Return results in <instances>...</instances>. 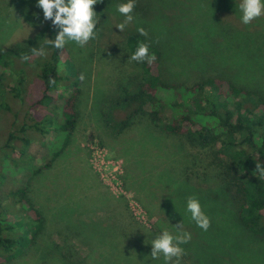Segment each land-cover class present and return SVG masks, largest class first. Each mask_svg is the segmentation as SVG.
<instances>
[{"label": "trees", "instance_id": "16d2710c", "mask_svg": "<svg viewBox=\"0 0 264 264\" xmlns=\"http://www.w3.org/2000/svg\"><path fill=\"white\" fill-rule=\"evenodd\" d=\"M14 1L20 22L41 23L43 10L38 6V0ZM126 2L99 0L98 4L104 11L114 14L118 12L117 6ZM168 2L136 0L134 19L123 35L122 46L117 52L97 54V58L108 57L103 60L105 65L119 75L126 78L133 73L126 84L120 85V93L107 99L102 106L104 123L113 140L128 142L134 151L155 148V152L147 156L150 161H160L165 166L151 184L147 183L151 195H156L163 181H168L166 185L169 186L170 179H174L173 184L183 193L179 196L180 202L172 199L171 205L176 208L177 216L159 217V231L168 229L170 232V228L181 224L185 232L197 227L187 211V201L192 196L198 198L210 218V227L207 231L202 229L199 244L181 245L184 254L180 264H203L204 258L205 264H264L241 253L233 242L237 239L248 245L253 248L254 257H259L258 254L264 259V31L263 36H254L247 27L233 25L236 16L224 19L222 13L225 11L219 10L222 13L209 24L208 32L201 29L193 32L189 37L190 44L194 41L193 36H197L195 40L200 36H223V40H235L233 48H229L231 53L215 61L209 58L202 67L198 66V60L205 51L193 47L197 49L196 54L185 48L178 59L195 75L166 79L163 62L167 59V49L172 46L169 56L176 63L174 54L182 47L179 46L182 41L170 42L169 46L162 38L175 36L172 28L167 32L162 28V18L166 17L165 13H160L163 6L168 8ZM212 3L223 9L231 2L212 0ZM178 17V12L173 11L171 19L174 21H170L174 23L171 24L174 27L181 24V28L186 29L184 19L176 20ZM9 24L14 25L13 30L18 25ZM251 25L260 28L264 25V17L255 19ZM140 27L147 35L138 32ZM11 33L0 34L4 36L0 45V119L5 120L0 122V135L4 137L0 142V154L16 155L12 162L18 166L23 164L21 160L32 159L28 148L35 138L45 134L50 137L48 143L61 138V145L51 152L43 166L48 167L62 157L79 125L78 104L84 95V87L77 57L86 51L78 44H66L63 49H57L47 41L35 46L7 45ZM103 35L104 32L97 31V36ZM237 36L250 39L243 51L242 46L237 45ZM201 39L208 40L207 37ZM140 43L149 45L150 54L155 56L151 63L130 59ZM34 47L43 48L45 54H33ZM65 51L66 56L63 55ZM24 56L30 59L26 61ZM233 59L235 63H232ZM137 134L143 136L139 138ZM177 139L200 147V156L190 162L189 152L184 146L182 150L178 149ZM133 153L128 154L127 159L130 160ZM257 164L260 165L258 170ZM154 167L146 166L143 181L147 179L148 170H157L158 166ZM184 167L192 172L185 171L182 181L178 171ZM33 169L32 173L37 174L42 168ZM199 169V181L195 182L193 178L197 177L194 175ZM14 171H18V167ZM7 180L5 169L0 167V185H7ZM9 187L7 197H0V264H23L26 257L35 256L37 249L40 253L32 258L33 264L93 263L100 241L105 240L99 241L98 235L93 238V234L86 232L85 229H91L90 225L97 227L95 222L81 227L84 232L76 231L83 235L91 250L83 261L58 243L51 249L46 246L47 251H44L40 240L45 233H54L51 230L54 229L51 225L54 218L35 205L28 185ZM139 190L146 192L143 188ZM142 226L137 221L120 224L119 232L115 234L106 227L103 249L111 254V264H149L146 254L150 255L152 264H165L162 254L159 259L151 258V241L156 233L144 231ZM63 228L54 229L55 233L63 235ZM213 238L222 243L211 245ZM174 262L175 258L172 264Z\"/></svg>", "mask_w": 264, "mask_h": 264}, {"label": "rangeland", "instance_id": "374dc122", "mask_svg": "<svg viewBox=\"0 0 264 264\" xmlns=\"http://www.w3.org/2000/svg\"><path fill=\"white\" fill-rule=\"evenodd\" d=\"M14 2V0H0V34L12 31L11 36L7 37V45L35 46L47 41V39L54 40L56 38L60 29L55 27L51 20H45L43 13L41 15L43 18H40L41 23L38 25L26 21L20 22L19 18L16 17L20 14L16 10L18 6ZM230 2L232 4L229 3L223 9L222 7H215L212 0H169L168 8L163 6L160 15L165 13L166 18H162V28L165 32L172 28L175 36L159 37H162L169 46L170 42L182 41V45H179L182 46L180 47L181 51L178 49L177 54H174L176 63L169 56V53L173 50L172 46L167 49V59L163 62V73L166 79H185L195 75L187 70L188 65H184L178 59V56L183 55L185 48L196 54V48L201 52L205 51L203 55L198 54L201 57L198 60V66L201 65L202 67L206 66L209 58L215 61L218 57L231 53L229 48H233L235 40L229 38L223 40V36H200L201 38L207 37L208 40L200 37L195 40L197 36H193L194 41L190 44L189 37L194 34L193 32L199 29L208 32L209 24L213 20H217L218 13L219 15L222 13L218 12L219 10L225 11L226 14L222 13L224 19L225 17L233 18V16H236V20L233 21L234 26L247 27L254 36H263L264 25L256 29L251 23L244 24L242 22V12L239 9L241 0H230ZM94 9L99 20L96 25V32L101 30L104 35H96L95 38L91 39L84 46L86 53L80 58L77 57L78 67L83 75L84 87V95L80 98L78 104L80 113L78 128L62 157L55 160L48 167L43 166L47 164L51 152L61 145V138H56L51 143H48L50 137L45 134L35 138L28 148V155L32 159L30 161L21 160L23 164L18 166L12 162V158L16 155L0 154V167L4 168L5 173L8 175L7 185H0V197H7L9 186L28 185L30 197L35 205L41 207L44 212H48L54 218L51 222L52 227L54 229L64 227L65 230L61 236L59 233H55L54 229H51L54 231L52 234L45 233L40 240L42 250L47 251L45 250L46 246H50L51 249L58 243L64 245L68 252L75 254V258L81 261L84 260L82 258H86L91 253V250L83 235L76 231L81 227H87L88 223L95 222L97 227L94 228L90 225L91 229H85L86 232L89 235L93 234V238L98 235L99 241L105 240L100 241L101 243L98 242L100 249L96 250L91 264H111V254L103 249L108 231L106 227L115 234V232H119L120 227L118 226L120 224L137 221L138 224L143 225L141 229L144 231L152 230L158 236L163 232L158 229L159 217L162 216L166 219L167 216L176 217V208L171 205L172 199L180 202L179 196H183V193L177 190V187L173 184L175 183L174 179H170L169 186L166 185L168 181H163L156 195H151V191L148 190V188H151L147 186V183L151 184L157 178V173L165 166L160 164V161L157 163L150 161L147 156L155 152V148L146 147L142 151H139V149L134 151L133 145H129L128 142L126 144L122 139L116 141L110 137L101 108L107 99L120 93V85L126 84L127 78L133 73L130 72L126 78L119 75L109 65H105L103 60H108V57H105V59L104 57L97 58V54L100 52L106 54L112 51L117 52L118 47L122 46L125 31L131 28L132 23L128 24L122 32L116 25L125 20L123 15L116 11L114 14L106 12L98 3L94 5ZM173 11L178 12L179 17L176 20L184 19L186 29L181 28L183 27L181 24L177 27L172 25L174 23L171 22L174 21L171 19ZM9 22L18 23V25L13 30L14 25L9 24ZM154 30H157L156 27H154ZM2 37L4 38V36H0V45ZM237 37L239 38L237 45L238 47L242 46L243 51L250 39H248V36ZM67 44L70 46L77 45L75 42H68ZM208 53L212 56H208ZM63 55L66 56V51ZM235 61L233 59L232 63H235ZM191 66H194V64H191ZM2 121H5L4 118L0 119V122ZM91 134L94 135L93 138L90 137ZM133 135L136 140V134ZM142 136L141 134L138 135L139 138ZM3 140L4 137L0 135V142H3ZM176 143L178 149L182 150V146L187 149L190 162H194L195 158L201 154L200 147H194L184 139H177ZM132 152H134L133 157L130 156V160L127 159V155ZM135 154L137 155L135 156ZM143 158L146 161H141ZM144 162L151 165H146ZM153 165L158 166L157 170H148L147 179L143 181L144 169H146V166ZM13 167H18V171H14ZM36 167L42 169L37 174H33V168ZM185 171L190 174L192 172L185 167L181 168L178 171V178H181L182 181L185 177ZM199 171L200 169L195 172L194 177L197 176L193 178L195 182L199 181ZM201 177L203 178L202 173ZM139 188H143L146 192H140ZM142 196L149 197L142 199ZM170 229L173 235L177 234V227ZM182 229L184 230L183 227ZM202 231V228L198 226L188 231L191 233V239L186 244L190 246L199 244L202 239ZM233 242L236 248L247 257L264 262L261 255L257 254L259 257H254L253 248L240 243L237 239ZM221 243L222 241L213 238L211 245ZM38 253L40 252L37 249L35 256L34 254L29 255L25 258L23 264H33V259ZM146 258L149 264H152L149 254H146ZM203 264H205V258Z\"/></svg>", "mask_w": 264, "mask_h": 264}, {"label": "clouds", "instance_id": "9594fccd", "mask_svg": "<svg viewBox=\"0 0 264 264\" xmlns=\"http://www.w3.org/2000/svg\"><path fill=\"white\" fill-rule=\"evenodd\" d=\"M98 2L99 0H38V6L43 10L44 19L51 20L52 24L60 29L56 38L47 39V42L57 49H63L68 42H75L80 47H84L97 35L96 25L99 20L94 5ZM135 6L136 0H127L126 3L117 6L118 12L125 17L123 22L116 25L122 32L134 19L132 13ZM239 9L242 12V22L250 24L254 19L264 16V0H241ZM138 32L141 35H147L143 27H140ZM33 54L44 55L45 52L43 48L34 47ZM23 59L27 61L30 57L24 56ZM130 59L151 63L155 56L150 54L148 44L140 43ZM258 169H260L259 164H257ZM187 211L191 213V218L197 226L207 231L210 227V218L203 211L198 198L195 196L188 198ZM176 227L177 234L173 235L164 230L151 241L152 259H159L162 254L165 264H172L173 258H175L174 264H180V258L184 254L181 245L190 241L191 233L183 231L182 224Z\"/></svg>", "mask_w": 264, "mask_h": 264}]
</instances>
